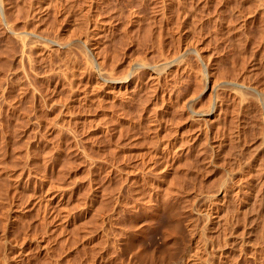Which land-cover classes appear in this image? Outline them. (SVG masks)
I'll list each match as a JSON object with an SVG mask.
<instances>
[{
	"label": "rangeland",
	"instance_id": "1",
	"mask_svg": "<svg viewBox=\"0 0 264 264\" xmlns=\"http://www.w3.org/2000/svg\"><path fill=\"white\" fill-rule=\"evenodd\" d=\"M219 1H2L0 264H144L132 259L136 247L166 251L164 234L175 227L179 246L211 239L215 260L264 264V131L254 120L264 115L237 101L228 85H255L264 95V18L256 11L259 0ZM31 32L44 42L23 38L20 45L15 35ZM70 38L85 43L94 62L76 43H48ZM173 57L179 61L154 79L152 65ZM101 71L125 75L126 82H105ZM187 95L196 98L198 112L219 102L205 128L187 109ZM176 122L181 135L174 137L168 130ZM167 138L181 145L175 149L182 157L166 176L165 183L176 186H158L176 197L158 220L139 216L129 223L127 211H138L144 200L150 205L157 191L153 176L154 188L137 183L130 171L142 166L137 159L146 148L161 149ZM191 143V154L185 153ZM209 207H218L217 219L202 215ZM131 223L146 234L128 243L121 258L117 238Z\"/></svg>",
	"mask_w": 264,
	"mask_h": 264
},
{
	"label": "bare ground",
	"instance_id": "2",
	"mask_svg": "<svg viewBox=\"0 0 264 264\" xmlns=\"http://www.w3.org/2000/svg\"><path fill=\"white\" fill-rule=\"evenodd\" d=\"M2 1L3 0H0V7H1V5H2ZM228 1V0H227ZM226 1V2H227ZM231 1V0H230ZM258 1V0H257ZM220 2V1H219ZM221 2H222V4H227V3H225V0H221ZM220 2V3H221ZM229 2V1H228ZM258 3L259 4H256V8H258V9H256V11L259 13V17H260V15L264 18V15H263V13H264V0H259L258 1ZM258 6V7H257ZM255 11V10H254ZM253 11V13H256V15H258L257 14V12H254ZM2 12V11H1ZM3 13V12H2ZM1 14V13H0ZM2 15V14H1ZM253 15H255V14H253ZM3 16V15H2ZM2 16L0 17L2 20H3V18H2ZM5 20V19H4ZM2 24H5V23H2ZM1 25V24H0ZM245 25H246V23H245V21L243 20V22H242V24H241V27L242 28H244L245 27ZM1 26H3V25H1ZM3 28H5V27H3ZM7 31L9 32V33H11L10 35H12L13 33V31H12V29L11 28H8L7 29ZM228 31H229V33L230 34H232V35H238L237 34V32H235L234 31V28H228ZM21 34V33H20ZM19 34V35H20ZM215 36H216V33L214 34ZM17 36V37H16ZM21 36H25V35H20L19 37H18V33H17V35H15V37L16 38H18V39H16L19 43L21 42L22 44H25V40L26 39H32V38H37V39H35L36 41L38 40V38H40V40L39 41H41V42H44L43 41V39H41L42 37H39V36H37L36 34H34V33H26V36L25 37H21ZM14 37V36H13ZM23 38H26L25 40L23 39ZM46 38V37H45ZM49 39V38H48ZM47 39V40H48ZM46 40V39H45ZM64 40V39H63ZM27 41V40H26ZM30 41V40H29ZM31 42V41H30ZM33 42V41H32ZM47 42V41H46ZM77 41H76V39H65L64 41H62V42H60V41H57V39L55 40H49L48 41V43H50V44H52V45H54V46H59V47H61V46H67V45H70V44H74V43H76ZM20 43V45H22ZM27 43V42H26ZM78 43H80L79 42V40H78ZM81 44V45H80ZM79 45L76 43V45H78V46H80V49L81 50H83L84 52H86V57H88L87 58V61H91V62H94L93 61V59H92V56H91V54H90V52H89V47L84 43V44H82V43H80ZM26 45V44H25ZM187 45H189V44H187ZM24 46V45H23ZM185 49V51H190V52H192V51H196L193 47H191V46H186V48H184ZM92 52V51H91ZM197 52V51H196ZM187 53V52H186ZM93 54V53H92ZM188 54V53H187ZM193 54V53H192ZM88 55V56H87ZM181 55H184V54H182L181 53ZM189 55V54H188ZM194 55V54H193ZM196 55V54H195ZM179 57H180V55H178ZM95 58V57H94ZM174 58V57H173ZM168 59V58H167ZM180 59V61H181V58H179ZM177 59L176 58H174V59H172L171 58V60H163V61H160L158 64H156V65H152V69H151V72H152V74H154L153 75V78L155 79V77H157L158 78V75L161 73V71L162 70H164L165 68H167L168 69V66L170 65V64H172L173 62H175ZM95 61H97V60H95ZM179 60H177V62H178ZM89 63V62H88ZM94 64V63H93ZM174 64V63H173ZM172 64V65H173ZM176 64V63H175ZM89 65H90V63H89ZM95 65V64H94ZM136 65H138V64H136ZM141 65V64H140ZM144 65V64H143ZM204 65H206V64H204ZM203 65V66H204ZM96 66V65H95ZM139 66V65H138ZM149 67V68H150ZM206 66H204L203 68H205ZM97 68V67H96ZM136 69H137V67H135ZM139 68H141V67H139ZM135 69V70H136ZM102 70V69H101ZM140 70V69H139ZM206 71V74H208V70L209 69H205ZM99 71V70H98ZM165 71V70H164ZM163 71V72H164ZM203 71V70H202ZM101 72H103V71H101ZM162 72V73H163ZM100 74V73H99ZM129 74V73H128ZM202 74H203V72H202ZM212 74V73H211ZM110 75V74H109ZM130 75V74H129ZM100 76H102L103 78H105V80H106V78L108 79V82L110 81V82H113V83H122V82H126L125 80H126V76L124 75L123 77L121 76V77H118V78H113L112 77V75H110V76H108L107 74H105L104 72L103 73H101V75ZM119 76V75H118ZM155 76V77H154ZM201 76V75H200ZM206 76V75H205ZM208 76V75H207ZM213 76V75H212ZM101 77V78H102ZM117 77V76H116ZM201 77H204V76H201ZM102 78V79H103ZM128 78V77H127ZM101 79V80H102ZM139 79V78H138ZM204 79V78H203ZM132 80V79H131ZM205 80V79H204ZM204 80H203V82H204ZM208 80V79H207ZM209 81V80H208ZM207 81V82H208ZM105 82H107V80L105 81ZM112 83V84H113ZM127 83H128V81H127ZM126 83V84H127ZM142 83V82H141ZM205 84H207V83H205ZM211 84V83H210ZM213 84V83H212ZM212 84L210 85V87H212ZM222 84V83H221ZM225 84V83H224ZM230 84H232L234 87H232V86H228V85H230ZM123 85H125V83L123 84ZM223 85V84H222ZM221 85V86H222ZM228 85L226 84V86H228V87H232V88H229V89H231V91H235L234 93L236 94H234L233 92V94L235 95V96H237L236 97V100L238 99L239 100V102L240 103H242L243 105L245 104L246 106H248V107H255L256 109H258L259 111H260V114H262V115H264V95L260 92V89L258 90V87L256 88L255 87V85L253 86V85H251V84H248V85H237V84H235V83H228ZM120 86V85H119ZM126 86V85H125ZM207 86V85H206ZM205 86V87H206ZM213 86H215V85H213ZM224 87H225V85H223ZM236 86V87H235ZM203 87V86H202ZM201 87V88H202ZM220 87V86H219ZM223 87V88H224ZM200 88V89H201ZM222 88V89H223ZM226 88V87H225ZM224 88V89H225ZM260 88V87H259ZM204 89V88H203ZM221 89V90H222ZM210 90V89H209ZM212 90H214V87H213V89ZM215 90H218L219 92H220V90L219 89H215ZM243 90H251L250 92H252V91H254L253 92V94L256 92H258L259 94H260V96L259 97H257L256 98V94H254V96L255 97H253V98H251L250 97V95H246V93H245V91L243 92ZM199 91H201V90H199ZM223 91H225V90H223ZM230 91V92H231ZM262 91V90H261ZM264 91V90H263ZM216 91H214V93H215ZM227 92V91H226ZM201 93H202V91H201ZM213 92H212V94H214ZM222 92H220V94H221ZM117 94V93H116ZM217 94V93H216ZM228 92H227V94H225V97H227L228 96ZM262 94V95H261ZM201 95V94H200ZM223 95L224 94H222V98H223ZM227 95V96H226ZM232 95V94H231ZM234 95H232V97L234 96ZM188 96V95H187ZM187 96L185 97V99H184V101L186 100V104H187V109L190 111V113L191 114H194V115H198V116H201L200 118H203L204 119V121H202L203 123H202V125L201 126H204L203 128H205L206 127V125L208 124H206V122H208L209 120H210V116H212L214 113H215V111L219 108L218 106V104H219V102L217 103V99H215L214 101L216 102V103H213L212 105H211V108H209L208 110H206V111H200V112H198V110L197 111H195L194 110V108H193V103H194V99H196V98H194V99H191L192 98V96L191 97H189V99H186L187 98ZM178 97V96H177ZM176 97V98H177ZM196 97V96H195ZM218 97V94H217V96L215 95V97L214 98H217ZM220 98H221V95L219 96ZM231 97V98H232ZM168 98H170V97H168ZM218 99V100H221V99ZM254 98L256 99V100H254ZM233 99V98H232ZM235 99V98H234ZM251 99H253V100H251ZM182 100V99H181ZM223 100H225V99H223ZM231 100V99H230ZM235 100V101H236ZM237 100V101H238ZM170 101V100H169ZM173 101V100H172ZM178 101V100H177ZM227 101V100H226ZM233 102H235L234 100H232ZM236 101V102H237ZM181 102H183V101H181ZM225 102V101H224ZM224 102H222V103H224ZM235 102V103H236ZM168 103V102H167ZM179 103V102H178ZM184 103V102H183ZM182 103V104H183ZM226 103V102H225ZM224 103V104H225ZM239 103V104H240ZM185 104V103H184ZM183 104V105H184ZM238 103H236V105H237ZM177 105V104H176ZM218 105V106H217ZM241 105V104H240ZM242 105V106H243ZM186 106V105H185ZM184 106V107H185ZM220 107H221V105H220ZM245 107V106H244ZM186 108V107H185ZM239 108V107H238ZM247 107H245V109H246ZM254 108V109H255ZM186 109V110H187ZM220 109V108H219ZM239 109H241V107L239 108ZM249 109V108H248ZM248 109H246V110H248ZM188 110H187V112H188ZM221 110H222V108H221ZM220 110V111H221ZM225 110V109H224ZM224 110H222V111H224ZM253 110V109H252ZM219 110L216 112V114L218 113V112H220ZM240 111V110H239ZM243 111V110H242ZM241 111V112H242ZM250 111V110H249ZM249 111H245L244 110V113H246V112H249ZM254 111V110H253ZM257 111V110H256ZM258 111V112H259ZM255 112V111H254ZM190 113H189V116H190ZM223 114V113H222ZM248 114V113H247ZM215 115V114H214ZM213 115V116H214ZM257 115H259V114H257ZM218 116V115H217ZM256 116V115H255ZM254 116V117H255ZM191 117V116H190ZM197 117V116H196ZM195 117V119H197ZM216 117V116H215ZM214 117V118H215ZM258 118H254V120H257L258 119V121L257 122H259V125H261L260 127L262 128V132L264 131L263 130V125H264V116H257ZM189 118V117H188ZM187 118V116H186V119H188ZM194 118V117H193ZM213 118V119H214ZM185 119V120H186ZM199 119V118H198ZM197 119V120H198ZM202 119V120H203ZM211 119H212V117H211ZM212 119V120H213ZM181 120V119H180ZM189 120V119H188ZM194 121V119L192 120V122ZM196 121V120H195ZM197 122H199V120L197 121ZM200 122H201V120H200ZM191 124V123H190ZM193 124V123H192ZM256 125H257V123H255ZM172 125V124H171ZM259 126H258V128L259 129H261ZM169 128H171V131H170V129L168 130L169 132H172L173 134H174V137L176 136L177 137V135L178 134H180V133H178L179 132V130H180V124H179V122H176V124H173V126L172 127H169ZM208 128V127H207ZM206 128V131L207 130H209V129H207ZM199 130H200V127H199ZM204 132H205V130H204ZM261 132V133H262ZM171 133V134H172ZM202 132L200 131V134H201ZM171 134H169L168 133V136L169 135H171ZM197 134V133H196ZM198 134H199V131H198ZM199 134V135H200ZM203 134V133H202ZM207 134H209V133H207V132H205L204 133V140L207 142V140H208V138L210 139V137H208V135ZM181 135V134H180ZM203 136V135H202ZM202 136H200V137H202ZM171 137H173L172 135H171ZM181 137V136H180ZM191 138V137H190ZM193 138H195V137H193ZM196 139V138H195ZM194 139V141L196 142V140ZM202 139V138H201ZM162 140H164V139H162ZM161 140V141H162ZM198 140V139H197ZM263 141H264V138L262 139ZM160 141V140H159ZM160 141V142H161ZM184 141V140H183ZM193 141V139L191 138V142ZM163 142V141H162ZM167 144L164 146H161V144L160 145H158V143L156 144V146H161L162 148L160 149H158V147L157 148H155L154 146L155 145H153V147L155 148V149H150L149 147L148 148H144L145 146H143L142 148H144L146 151H145V153H144V157L143 158H138L137 160H139V159H143L140 163L142 164V166L138 169V168H136V170L134 171H130V172H133V173H131L132 174V176L134 175V174H137V175H134L135 177H137V180H136V182L137 183H139L138 181H141V182H143L144 183V186H146V185H148V184H146L145 185V182L147 183V182H149L150 181V177H154L155 179H153V180H156V183L155 182H153V180H152V182L147 186V187H152V188H154L153 187V184L155 183V185L154 186H156V188H157V191L155 192V198L152 200L151 198V196H147V197H151L150 199H151V201L150 202H148V203H151L150 205H148V206H144L143 204H144V201L142 202V201H140V202H142V203H138L136 206H135V209H137L138 211H136L135 209V211H131L130 212V210L133 208V207H131V209L129 210V211H127V213H128V216L127 217H125L124 219L126 220V218H128L129 219V223L131 222V219L132 218H134V220L137 218V217H139V216H142V217H148V218H150L151 220H149V221H152V222H154V221H156V220H158L159 218H160V212H162V208H163V206H166V205H168L169 203L171 204V198H173V197H176V196H173V197H171L170 195H171V193L170 192H168L167 190H166V187L167 186H170V184L172 185V183H169V185L168 184H166L165 182H166V176L168 175V172H169V170L171 169L172 170V167L174 168L175 167V165H177L178 164V162H179V160L181 159L180 158V154L181 153H179L178 151H176V149L178 148V147H180L179 145H178V147L176 146V139H175V141H172V140H169L168 138H167ZM180 142V141H179ZM143 143H145V142H143ZM164 143H166L165 141H164ZM193 143V142H192ZM190 144V145H188L187 147H185L184 148V152L185 153H190L191 152V149H192V147H193V144ZM219 143V142H218ZM179 144H181V142L179 143ZM212 144V143H211ZM213 144H215V143H213ZM145 145H146V143H145ZM220 145V144H219ZM147 146V145H146ZM215 145H212L211 147L214 149V148H218L219 146H217V147H214ZM140 147H141V145H140ZM150 147H152V146H150ZM141 148V149H142ZM176 148V149H175ZM140 149V148H139ZM140 149V150H141ZM143 149V150H144ZM179 149H181V148H179ZM178 149V150H179ZM212 150V149H211ZM215 151V150H214ZM144 152V151H143ZM141 154H143L142 153V150H141V152H140ZM139 153V154H140ZM213 153V152H212ZM138 154V155H139ZM191 154V153H190ZM215 154V153H214ZM217 154V153H216ZM143 156V155H142ZM141 155H140V157H142ZM182 157V156H181ZM136 160V161H137ZM169 161V162H168ZM138 162V161H137ZM176 162H177V164H176ZM139 163V162H138ZM138 163H137V165H138ZM179 165V164H178ZM137 167V166H136ZM176 168V167H175ZM174 168V169H175ZM174 169L172 170V172L174 171ZM128 175H129V172H128ZM253 175V174H252ZM169 177V176H168ZM128 178V177H127ZM130 179H132V177L130 178ZM133 179H135V178H133ZM129 182H130V180H128ZM169 180H167V182H168ZM135 182V181H134ZM140 182V183H141ZM165 183L167 186H165V188L163 187V186H158L160 183ZM169 182H172L171 180L169 181ZM136 183V184H137ZM174 184V183H173ZM140 185V184H139ZM138 184H137V186H139ZM175 185V184H174ZM174 185H172L173 187H175ZM227 186V185H226ZM161 187H163L162 189H164V192L163 193H165V195H167V196H164V194L162 193V191L159 189V188H161ZM140 188H141V186H140ZM226 188V187H225ZM241 188V187H240ZM167 189H169V188H167ZM152 190V189H151ZM151 190H150V192H149V190H148V192L149 193H151ZM172 190L173 189H170L169 191H171L172 192ZM176 189H174V191H175ZM155 191V190H154ZM154 191H152V193L154 192ZM160 191H161V193L163 194V196H161V195H159L160 194ZM165 191H167L168 193H166ZM239 191H241V189H238L236 192H239ZM146 193V192H145ZM175 193V192H174ZM148 194V193H147ZM146 194V195H147ZM172 194H173V192H172ZM153 195V194H152ZM217 195L218 196H220V201H223V200H225V197H226V191L225 190H219V192L217 193ZM170 196V197H169ZM212 197V196H211ZM214 197V196H213ZM51 198V197H50ZM142 199V198H141ZM141 199H139V200H141ZM143 199H145L144 197H143ZM147 199V198H146ZM50 200V199H49ZM138 200V201H139ZM215 200V199H214ZM216 200H218V199H216ZM133 201H134V199H133ZM174 202V201H173ZM213 202V201H212ZM147 203V202H146ZM221 203V202H220ZM132 204V203H131ZM216 204V203H215ZM50 205V204H49ZM52 206V205H51ZM130 206V205H129ZM123 208H125V207H123ZM125 211V212H126ZM220 211V210H219ZM219 211H218V207H212V208H208V209H205L203 212H202V215L207 219V220H212V219H214L216 216H217V214L219 213ZM107 215V214H106ZM108 216V215H107ZM220 216V215H219ZM218 216V217H219ZM140 218V217H139ZM220 218V217H219ZM215 219H217V217L215 218ZM214 219V220H215ZM106 220V219H105ZM109 219L107 218V220L105 221L106 223H107V221H108ZM147 220V219H146ZM128 221V220H127ZM160 221V220H159ZM176 221H178V220H176ZM109 222V221H108ZM134 222V221H133ZM179 222V221H178ZM111 224V223H110ZM158 224V223H157ZM156 225V224H155ZM108 226H109V224H108ZM137 226H139V225H137L136 223L135 224H129V225H127L126 226V228H121L122 229V231L120 232V235H121V237H119V238H117V254H118V256L119 257H124V255H123V252H125L124 250H125V248L128 246V243H131L133 240L135 241L136 239H140V238H142V236L144 235V234H146V232L144 233V229H142L143 228V226L142 227H137ZM151 231H152V224L151 223H149L148 225H146ZM175 226V225H174ZM177 226V225H176ZM171 227H173V226H171ZM193 227V226H192ZM148 228H146V229H148ZM191 228V227H190ZM191 230H192V228H191ZM190 230V231H191ZM176 231H177V233H176ZM194 231V230H193ZM123 232V233H122ZM178 230H176V227H175V229H173L172 231L170 230V232L169 231H166V233L164 234V237H163V239H164V241H163V243H164V246L166 247V251H164V250H162V252H161V250H157L156 248L155 249H153L151 252L149 251L148 253H145L144 252V249H143V247H141V246H138V247H136V249H135V252L133 253V255H132V259H133V257L134 256H136L139 260H141V261H144V264H228V260H215V258H216V254H215V251H214V249H213V245H212V242L210 241L211 239H209V240H204L205 242L201 245V244H199V243H195V241H193V242H191V243H189L187 246L185 245V246H179L180 245V239H179V237H178ZM192 232V231H191ZM122 233V234H121ZM119 235V236H120ZM193 235V234H192ZM205 235V237H207L206 236V234H204ZM210 235V234H209ZM213 235V234H212ZM210 237H212V236H210ZM207 239V238H206ZM213 239V238H212ZM133 241V242H134ZM115 242H116V240H115ZM201 243V242H200ZM116 245V244H115ZM200 246H202V247H200ZM179 247H181V249L179 248ZM215 247V246H214ZM178 248H179V250H178ZM217 256H220V254L218 255L217 254ZM129 260H131L130 258H129ZM178 260V261H177Z\"/></svg>",
	"mask_w": 264,
	"mask_h": 264
}]
</instances>
